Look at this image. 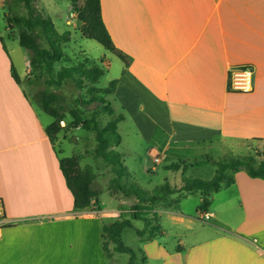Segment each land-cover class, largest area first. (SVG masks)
Wrapping results in <instances>:
<instances>
[{
    "label": "crops",
    "instance_id": "crops-1",
    "mask_svg": "<svg viewBox=\"0 0 264 264\" xmlns=\"http://www.w3.org/2000/svg\"><path fill=\"white\" fill-rule=\"evenodd\" d=\"M101 6L115 46L132 59L110 102L115 111V103L132 111L144 140L155 141L153 157L215 140L264 144V0H101ZM4 9L0 0V201L9 221L0 232V264H106L104 218L133 199L110 192L118 209L106 210L100 194L99 206L75 210L57 144L46 134L53 121L41 117L12 77L14 65L26 79L30 54L7 47L4 36L14 38ZM243 66L254 73L251 93L230 88L233 70ZM191 195L153 206L163 224L185 232L172 250L159 238L144 240L146 264H264L263 180L236 174L233 186L211 196L209 220L198 209L194 218L178 208Z\"/></svg>",
    "mask_w": 264,
    "mask_h": 264
},
{
    "label": "trees",
    "instance_id": "trees-1",
    "mask_svg": "<svg viewBox=\"0 0 264 264\" xmlns=\"http://www.w3.org/2000/svg\"><path fill=\"white\" fill-rule=\"evenodd\" d=\"M38 1L14 0L13 5L7 8L5 24L11 32H17L20 46L30 54V73L26 79L23 81L20 78L14 65L11 74L19 86H23L26 82L31 88L32 95L23 87L25 96L31 103L53 118L52 124L46 128V134L52 145L56 147L60 135L65 130L82 128L95 132L97 146L92 154L95 159L108 164L114 174L108 190L137 200L135 206L123 210L120 218L103 226V249L108 259H113L114 254H128L130 255L128 264H138L137 253L124 244L122 235L126 229H134L133 221L143 220L144 230L137 231L140 238L147 237L150 241L163 236V230L159 226V215L154 211L153 206L166 202L171 196L183 192L201 193L202 201L198 212L205 214L212 205L211 196L220 192L222 188L233 186L236 183V174L243 170L249 178L264 181V153L261 160L250 155L242 159L227 158L215 161L213 164L216 166V172L211 180L184 177L181 187L166 182L148 190L131 181L133 177L125 166L123 155L113 149L122 143L118 126L125 117L118 115L105 127H101L98 120L101 114L115 116V109L108 97L116 93L119 80L111 82L107 88H99L105 70L82 52H77L75 49L71 53L65 51L72 42L71 33H59L53 21L45 17L36 7ZM70 2L72 12L77 15L81 23V34L87 39L97 41L122 60L126 66L124 76L132 59L115 46L102 19L101 0H84L83 4L80 0H70ZM22 3L27 15L19 13ZM1 41L7 51L4 41L2 39ZM69 81L74 83L79 91L76 102L80 108L69 109L66 98L57 91ZM42 83L45 85L44 88H41ZM83 91L90 97L89 99L83 95ZM83 110H93L92 117H88ZM63 121L67 122L65 127L61 125ZM58 154L61 171L74 198L75 210L83 211L99 206L101 191L96 186L97 175L93 167H83L80 155L63 158L61 153ZM166 169L175 172L182 170L185 174L189 165L172 163ZM142 264H146L145 256L142 258Z\"/></svg>",
    "mask_w": 264,
    "mask_h": 264
},
{
    "label": "rangeland",
    "instance_id": "rangeland-1",
    "mask_svg": "<svg viewBox=\"0 0 264 264\" xmlns=\"http://www.w3.org/2000/svg\"><path fill=\"white\" fill-rule=\"evenodd\" d=\"M14 0H3L5 9L4 13H8V7L13 5ZM81 4L84 0H80ZM38 10L47 18H50L55 24L56 29L59 33L63 34L70 32L72 35L71 44L65 48L67 53H71L73 49L77 52H82L89 59L96 63L99 67L105 70V76L101 79L99 83V88H107L110 83L119 79L121 77L122 71L125 68L124 62L120 60L116 55L108 51L103 45L95 40H90L85 38L80 32L81 23L77 19V15L74 16L71 13V2L70 0H39L36 3ZM19 13L22 15H27V10L24 8V4H21ZM12 38L14 40L8 39V35L4 36L6 39V45L9 50H13L16 45L20 47L19 41L16 38L17 32H11ZM21 51L28 53L26 50ZM76 55V54H75ZM16 56V53L14 54ZM110 62V66H108ZM23 87L27 92L32 95L31 88L24 83ZM45 85L42 83L41 88ZM61 93L67 101L69 109L80 108L77 104L76 99L79 95V91L72 82H67L61 89L57 90ZM83 95L89 99L90 97L83 91ZM112 97H108L111 100ZM116 111L115 116L110 117L108 115L101 114L98 117L101 127L107 126V124L115 119L118 115H123L125 120L121 122L118 126V133L121 136L122 143L119 147L113 148L119 151L124 158L125 166L129 169L133 179L131 181L136 182L141 187L152 190L157 186H160L166 182H170L172 185L181 187L182 180L184 177H191L201 180H211L216 172V166L213 164L215 161H221L227 158H237L242 159L247 156H255L258 160L264 153V144H243L238 142V140H215L213 142H208L200 146L191 145L187 150L171 148L166 155H157L160 162H156L155 155L150 153V149L154 148L155 141L149 143L144 140L143 133L139 132L138 125L135 124L133 119L130 117L129 112L123 111L121 107L115 103ZM38 108V107H37ZM39 109V108H38ZM41 117L45 119L46 122H52L53 118L43 112L41 109ZM88 117H92L93 110H83ZM129 116V117H128ZM67 123V122H65ZM97 146L96 133L89 132L82 128L74 130H65L63 132L57 143V150L61 153L63 158H70L74 155H80L82 157V166H91L94 171H96L97 179L96 186L100 189L101 199L106 205V210L118 209V200L113 199L108 190L109 183L114 177L111 171V167L100 159H95L92 152ZM172 163H185L189 165L188 171L184 174L183 171L175 172L166 169ZM245 173V171H242ZM126 179H124L125 181ZM198 193V192H197ZM133 200H127L128 202L124 204L123 208H119L118 212L115 214H109L107 218H104L105 225L113 223L115 220L120 218L123 213L122 210H127L136 205L135 198ZM168 201V200H167ZM166 201V202H167ZM161 204V203H159ZM158 205V204H156ZM200 205V197L196 196V193H192L191 196L181 199V203L178 208L182 210L185 214L198 218L197 209ZM155 206V205H154ZM223 216L228 217L230 213H223ZM127 215V214H125ZM164 216V215H162ZM200 216V215H199ZM166 219V216L164 220ZM236 220V219H235ZM161 222V217L159 218V226L165 231L166 234L159 236V240L165 244L170 250L175 248V236L185 232V229L180 226L168 222L164 224ZM134 229H126L122 235L124 244L127 247L132 248L138 256V264H142V258L146 255L143 241H147V237L140 238L137 235L138 230H144L145 221L135 220L133 221ZM189 237L190 234L187 233ZM158 239V238H157ZM130 261V255L128 254H118L115 260L108 259L106 264H128ZM159 260H149L147 264H160Z\"/></svg>",
    "mask_w": 264,
    "mask_h": 264
},
{
    "label": "built area",
    "instance_id": "built-area-1",
    "mask_svg": "<svg viewBox=\"0 0 264 264\" xmlns=\"http://www.w3.org/2000/svg\"><path fill=\"white\" fill-rule=\"evenodd\" d=\"M231 90L235 92H242V93H251L253 92L254 88V73L251 68H236L232 72L231 76ZM63 127L66 126V123L63 121L61 123ZM156 162H160V159L156 157ZM204 219L209 220L210 217L208 213L200 214ZM9 226V221L7 219V216L5 215V212L2 208V204L0 201V232Z\"/></svg>",
    "mask_w": 264,
    "mask_h": 264
}]
</instances>
